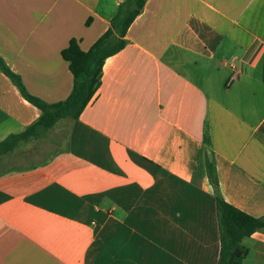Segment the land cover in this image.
<instances>
[{
  "label": "crops",
  "instance_id": "obj_1",
  "mask_svg": "<svg viewBox=\"0 0 264 264\" xmlns=\"http://www.w3.org/2000/svg\"><path fill=\"white\" fill-rule=\"evenodd\" d=\"M124 1L0 0V57L64 100L61 50H88ZM124 39L76 119L0 157L16 163L0 168V264H216L209 164L227 203L264 215V0H145ZM39 115L0 70V140ZM240 244L264 264V227Z\"/></svg>",
  "mask_w": 264,
  "mask_h": 264
},
{
  "label": "trees",
  "instance_id": "obj_2",
  "mask_svg": "<svg viewBox=\"0 0 264 264\" xmlns=\"http://www.w3.org/2000/svg\"><path fill=\"white\" fill-rule=\"evenodd\" d=\"M145 0H125L111 19L108 27L89 47L83 51L76 38H70L61 50V56L68 62L73 83L68 96L61 101L48 103L27 91L20 77L11 71L0 57V70L18 88L22 97L40 111L38 118L24 130L8 134L0 140V157L30 138H37L44 130L63 118L76 119L89 103L100 85L104 60L118 52L125 45L126 31L138 15ZM87 19L86 24L89 23ZM208 177L214 189L216 219L220 248L216 264H241L245 250L241 246L244 237L264 227L263 216H251L227 203L221 196L214 166L208 165Z\"/></svg>",
  "mask_w": 264,
  "mask_h": 264
},
{
  "label": "rangeland",
  "instance_id": "obj_3",
  "mask_svg": "<svg viewBox=\"0 0 264 264\" xmlns=\"http://www.w3.org/2000/svg\"><path fill=\"white\" fill-rule=\"evenodd\" d=\"M42 155H43V153H40V154H37L36 157L40 158ZM26 161H29V159ZM14 164H16V163L13 160H3L0 162V168H4L6 166H12ZM23 164H28V162H23Z\"/></svg>",
  "mask_w": 264,
  "mask_h": 264
},
{
  "label": "built area",
  "instance_id": "obj_4",
  "mask_svg": "<svg viewBox=\"0 0 264 264\" xmlns=\"http://www.w3.org/2000/svg\"><path fill=\"white\" fill-rule=\"evenodd\" d=\"M93 223V222H92Z\"/></svg>",
  "mask_w": 264,
  "mask_h": 264
}]
</instances>
